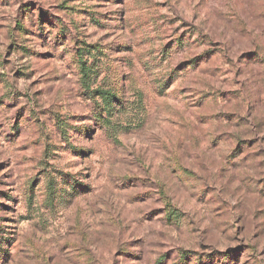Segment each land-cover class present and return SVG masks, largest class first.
Listing matches in <instances>:
<instances>
[{"label": "rangeland", "instance_id": "rangeland-1", "mask_svg": "<svg viewBox=\"0 0 264 264\" xmlns=\"http://www.w3.org/2000/svg\"><path fill=\"white\" fill-rule=\"evenodd\" d=\"M0 264H264V0H0Z\"/></svg>", "mask_w": 264, "mask_h": 264}, {"label": "trees", "instance_id": "trees-1", "mask_svg": "<svg viewBox=\"0 0 264 264\" xmlns=\"http://www.w3.org/2000/svg\"><path fill=\"white\" fill-rule=\"evenodd\" d=\"M76 63H77L78 69L80 70V73L85 75L88 70L87 62L80 59L76 61Z\"/></svg>", "mask_w": 264, "mask_h": 264}]
</instances>
